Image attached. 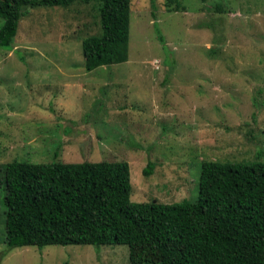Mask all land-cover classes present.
<instances>
[{"label": "rangeland", "instance_id": "rangeland-1", "mask_svg": "<svg viewBox=\"0 0 264 264\" xmlns=\"http://www.w3.org/2000/svg\"><path fill=\"white\" fill-rule=\"evenodd\" d=\"M180 3L130 0L126 61L91 71L81 40L100 31L96 0L22 16L0 48V166L124 160L131 200L170 203L196 200L204 160L264 162V0ZM127 253L27 245L0 264H129Z\"/></svg>", "mask_w": 264, "mask_h": 264}, {"label": "trees", "instance_id": "trees-1", "mask_svg": "<svg viewBox=\"0 0 264 264\" xmlns=\"http://www.w3.org/2000/svg\"><path fill=\"white\" fill-rule=\"evenodd\" d=\"M75 1L90 0H0V48H11L20 18L31 9ZM96 1L100 31L81 40L87 71L124 62L128 52L130 0ZM165 1L182 9L180 0ZM0 169V259L20 246L88 244L126 245L129 264H264V162L204 160L196 200L170 203L131 200L124 160L16 159ZM152 170L148 161L142 174Z\"/></svg>", "mask_w": 264, "mask_h": 264}]
</instances>
